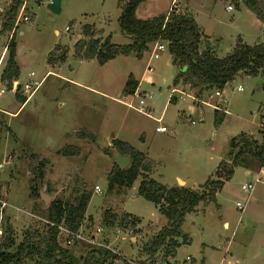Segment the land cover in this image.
Wrapping results in <instances>:
<instances>
[{
	"label": "rangeland",
	"instance_id": "rangeland-1",
	"mask_svg": "<svg viewBox=\"0 0 264 264\" xmlns=\"http://www.w3.org/2000/svg\"><path fill=\"white\" fill-rule=\"evenodd\" d=\"M118 1L61 0L60 11L54 13L47 8L48 0H26L24 13L29 20L14 23L12 31L0 34V60L4 54L0 68L14 34L18 82L23 83L31 71L41 80L24 103L21 96L8 91L0 96V195L10 205L0 242L11 235L18 244L27 230L44 234L46 208L53 199L76 204L85 194L89 195L86 223H98L105 210L140 219L131 232L137 236L134 245L114 243L124 254L137 255L166 225V218L137 193L140 176L131 188H108L112 155L118 152L111 147L113 138L145 153L151 164L149 177L167 187L183 185V180L186 187L194 189L215 178L220 162H230L227 153L232 137L244 133L261 140L258 132L264 131V78L259 75L239 74L222 90L223 97L210 92L197 100L191 97L194 91L174 84L176 69L167 51L151 61L152 46L140 57L118 55L102 65L96 59L81 60L74 66L73 46L82 38L84 25H92L103 40L109 36L112 44L129 43L119 28ZM171 1L145 0L136 15L147 19L167 13L170 7L180 13L190 11L218 57L231 51L237 36L248 44L264 41V26H258L262 22L253 18L241 0H196L198 4L193 7L197 11L187 10L181 0ZM10 2L0 0V30ZM55 47V55L65 50L67 57L52 65L47 58ZM149 62L153 72L145 71ZM130 75L140 81L137 94L151 95L146 102L150 116L135 108L137 98L122 94ZM0 88L6 87L0 83ZM172 90L176 99L170 101ZM130 101L133 108L126 105ZM215 109L225 112L218 126L214 125ZM155 126H164L167 132L156 133ZM65 146L77 148L78 153L59 154ZM37 162H43L42 178L36 176ZM247 169L249 174L244 167H235L213 200L199 203L185 215L181 230L189 241L180 243L177 259L189 255L193 258L190 264H264V178L250 194L243 192L240 186L251 182L259 167L252 162ZM95 185L100 194L94 191ZM32 191H38L39 196ZM40 193L49 196L48 203ZM236 202L244 205L243 211L237 209ZM66 249L79 263L90 250L80 244Z\"/></svg>",
	"mask_w": 264,
	"mask_h": 264
},
{
	"label": "trees",
	"instance_id": "trees-1",
	"mask_svg": "<svg viewBox=\"0 0 264 264\" xmlns=\"http://www.w3.org/2000/svg\"><path fill=\"white\" fill-rule=\"evenodd\" d=\"M145 0H119L120 14L118 24L121 33L128 37L125 45L112 44L110 37L103 40L100 32L92 25H84L80 30L82 38L73 46V58L76 60L96 59L102 65L118 55L134 54L137 57L149 49L151 43L161 41L166 43L171 64L175 67L174 84L187 86L194 91V98L202 97L210 92L220 91L237 75H259L264 78V41L256 44L246 43L237 36L229 53L218 57L210 49L199 50L201 31L196 21L186 13L169 10L147 19L138 18L137 8ZM23 0H11L8 15L3 22L0 34L12 31L15 18ZM243 5L264 24V0H241ZM7 58L1 72V81L10 87L12 81L19 77V68L15 61L16 43L14 34L7 46ZM55 47L48 55L47 61L57 65L66 60V51L55 55ZM138 86L137 80L131 75L127 78L122 91L123 95H133ZM22 97V103H24ZM225 112L214 110V125L222 123ZM261 140L240 133L229 141V163L220 162L214 175L208 178L198 189L185 186L167 187L149 177L151 164L146 156L131 145L118 139L111 140V147L129 159L126 168L121 169L114 162L108 173V188H131L138 176L141 180L137 193L157 206L159 212L166 218V225L150 237L143 245L147 254H154L159 249L165 250L171 256L176 254L180 243H186L187 236L181 227L185 215L195 210L199 203H207L214 199L215 194L228 181L237 166L247 169L250 163L260 166L264 159V131L258 132ZM64 156L78 153L77 148L65 146L58 151ZM43 162L36 163V176L43 177ZM32 190V188H31ZM37 196L39 192L32 191ZM89 195L81 194L76 204H68L60 199H53L46 208L44 234L38 236L37 230H27L23 239L15 244L11 235L5 236L0 242V264H94L99 261L100 252L88 251L77 262L66 248H61L57 241L58 229L55 225L62 224L71 230H77L84 221ZM101 221L107 226H130L140 222L134 215L122 212L120 215L105 210ZM37 235V236H36ZM109 254H104V258Z\"/></svg>",
	"mask_w": 264,
	"mask_h": 264
},
{
	"label": "built area",
	"instance_id": "built-area-1",
	"mask_svg": "<svg viewBox=\"0 0 264 264\" xmlns=\"http://www.w3.org/2000/svg\"><path fill=\"white\" fill-rule=\"evenodd\" d=\"M25 1L23 0L18 14L16 15L15 25L20 21H28L29 16L25 14ZM43 1V0H36ZM49 1V0H48ZM227 10H231L232 7L230 5L226 6ZM169 10H174L173 7H170ZM65 30H69L68 27ZM152 46V48H151ZM150 58L151 61L158 59L164 51H167V45L161 41H155L150 44ZM2 62V57L0 60V65ZM146 72H153V66L151 62H149L145 68ZM1 72L2 68H0V83L3 84L6 88H0V96L5 94L7 91L12 94L19 95L24 98V102L30 100L33 93L40 86L41 80H37L35 78V73L33 71L27 74V79L23 83H19L18 79L12 81L10 87H7L5 83L1 81ZM238 90H242L240 86L237 88ZM137 91L131 95L133 98H137L138 106L135 107L139 112H142L148 116L151 115L150 109L147 107L146 102L151 98L150 93L137 94ZM174 93V90L171 91V94ZM183 92H181L180 98H183ZM217 97H223L220 91H214L213 93ZM190 95V94H189ZM191 96V95H190ZM194 98V96H191ZM128 107L133 108L132 101L126 103ZM157 122H160L158 119ZM167 129L164 126H156L155 131L165 132ZM6 162V160H5ZM10 163V161L6 162ZM3 167V164H0V169ZM259 169L255 173L254 178L249 183H244L240 186L241 190L245 193H249L254 189L255 185L263 182L264 178V159ZM94 191L97 193H101L98 186H94ZM9 203L7 200L0 195V235L3 232V222L6 217V209L9 207ZM236 207L239 211H243L244 205L241 202H236ZM135 226H107L99 220L96 224H89L85 221L82 222L80 227L77 230H71L65 227L62 224L55 225L58 229L57 241L59 246L63 248H69L74 245L80 244V246L89 247V251H95L96 255L100 252V257L98 263L94 262V264H190L192 262L191 256H185L182 259H177L176 254L174 256L169 255L162 248L159 249L154 254L150 255L144 252L143 246L140 248L138 254L140 255H127L124 254L117 246H114L116 242H128L130 246L136 243L137 236H133L131 234L132 230ZM82 243V244H81ZM108 253L109 257L104 258V254Z\"/></svg>",
	"mask_w": 264,
	"mask_h": 264
},
{
	"label": "crops",
	"instance_id": "crops-1",
	"mask_svg": "<svg viewBox=\"0 0 264 264\" xmlns=\"http://www.w3.org/2000/svg\"><path fill=\"white\" fill-rule=\"evenodd\" d=\"M182 2H183V4H185L186 5V9L187 10H189L188 8H190V10H195V11H197V9L196 8H194L193 6H194V4L195 3H197L196 2V0H181ZM173 2V0L171 1V3ZM175 3V2H174ZM198 4V3H197ZM232 10V9H231ZM230 10V11H231ZM248 12H250L249 10H248ZM187 13V12H186ZM250 13H252V12H250ZM189 16H191L192 17V13L189 11V13H187ZM252 16H253V18L254 19H256L255 17H254V14L252 13L251 14ZM194 20H195V18H194ZM253 20V19H252ZM257 20V19H256ZM255 21V20H254ZM196 23H197V21H196ZM197 25H198V27H199V29H200V31H201V39H200V42H199V50L200 51H202V50H205V49H210V50H212V51H214L213 49H211V46H210V41L208 40V38L204 35V29H203V26L202 25H199V23H197ZM261 25H263L264 26V24L262 23H258V26L260 27ZM56 33H58V31H55ZM243 39V38H242ZM247 43V42H246ZM203 44H204V46H203ZM254 44H256V43H254ZM15 56H16V54H15ZM3 57H4V54L2 53V60H3ZM171 58V57H170ZM78 63H80V61L81 60H76ZM77 63V64H78ZM18 65V64H17ZM18 68H19V65H18ZM19 72H20V68H19ZM19 75H20V73H19ZM136 80V79H135ZM138 82V86H139V83H140V81H137ZM138 86H137V89H136V91L138 90ZM187 87V86H186ZM190 91H191V89H189ZM174 94V93H173ZM173 94H172V96H170V101L172 100H174V99H176L174 96H173ZM172 97V98H171ZM189 108H190V110L191 111H193V106H189ZM156 127V126H155ZM155 127H154V131H155ZM156 133H166L167 132V130L165 131V132H158V131H155ZM142 153H144V152H142ZM145 154V153H144ZM146 156V155H145ZM147 158V157H146ZM249 172H250V170L249 169H245V174H249ZM179 180H181L180 178H178ZM179 180H178V182H179ZM181 182H182V184L183 185H178V186H185V182L183 181V180H181ZM186 187V186H185ZM189 188V187H188ZM116 188H114L113 190H115ZM191 189H194V188H191ZM223 225L226 227H228V224L226 223V222H224L223 223ZM188 238V237H187ZM187 241H189V239L187 240Z\"/></svg>",
	"mask_w": 264,
	"mask_h": 264
},
{
	"label": "water",
	"instance_id": "water-1",
	"mask_svg": "<svg viewBox=\"0 0 264 264\" xmlns=\"http://www.w3.org/2000/svg\"><path fill=\"white\" fill-rule=\"evenodd\" d=\"M60 2H61V0H49L48 4H47V8L54 13H58L60 11ZM77 63L78 62L76 60L72 61V64H74V66H76ZM112 159L118 165V167L121 169L126 168L129 164L128 157L122 156L119 152L112 155ZM40 195H41V198L44 201V203L49 202V200H50L49 196H47L44 193H40Z\"/></svg>",
	"mask_w": 264,
	"mask_h": 264
}]
</instances>
